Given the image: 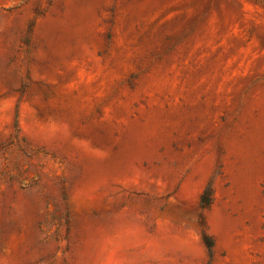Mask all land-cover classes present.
I'll list each match as a JSON object with an SVG mask.
<instances>
[{
    "label": "rangeland",
    "instance_id": "374dc122",
    "mask_svg": "<svg viewBox=\"0 0 264 264\" xmlns=\"http://www.w3.org/2000/svg\"><path fill=\"white\" fill-rule=\"evenodd\" d=\"M0 264H264V0H0Z\"/></svg>",
    "mask_w": 264,
    "mask_h": 264
},
{
    "label": "trees",
    "instance_id": "16d2710c",
    "mask_svg": "<svg viewBox=\"0 0 264 264\" xmlns=\"http://www.w3.org/2000/svg\"><path fill=\"white\" fill-rule=\"evenodd\" d=\"M213 201V189L211 184L207 185V187L202 192L200 198H199V209L201 213L198 216V227L201 232V240L205 248L207 249L208 253L211 255L214 244L211 240L210 236L206 234V226H205V220L203 212L208 210V208L211 206Z\"/></svg>",
    "mask_w": 264,
    "mask_h": 264
}]
</instances>
